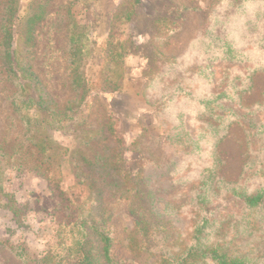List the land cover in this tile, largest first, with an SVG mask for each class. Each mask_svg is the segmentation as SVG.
<instances>
[{
	"label": "rangeland",
	"instance_id": "obj_1",
	"mask_svg": "<svg viewBox=\"0 0 264 264\" xmlns=\"http://www.w3.org/2000/svg\"><path fill=\"white\" fill-rule=\"evenodd\" d=\"M34 2L46 3V14L35 27L32 48L23 50L24 58L29 59L43 92L55 102L65 103L74 94L69 87L64 45L71 32L82 34L78 70L83 76L86 97L71 118L50 130L52 140L68 150L62 158L56 190L32 171L4 170V189L13 195L21 210L14 218L0 206V264H45L47 260H40L46 252H61V247L70 245L68 214L81 205L73 200V195L72 199L71 192L76 181L84 180L88 174L80 161V152L89 157L100 151L99 136H105L106 125L111 126L112 135L118 140L120 160L127 163L120 165L128 167L131 174L137 170L140 157L157 165L167 160L181 146L184 132L194 128L196 132L203 125L201 121L207 120L202 118L201 96L217 86L230 87L234 77L245 74L243 67L259 71L239 105L245 110L253 103H264V0H18V15L26 18ZM120 46L124 55L119 58ZM178 56L182 60L177 65L161 66L164 80H150L157 62L169 63ZM207 56H211L207 64L212 79L196 69L203 68L198 62ZM115 60L118 76L107 70L116 67ZM193 70H197V75L190 77ZM113 80H118L116 90ZM3 85L0 81V135L7 122ZM184 85L192 93L190 97L181 94L179 100L174 99L159 112L146 104V100H164L165 95ZM241 127L233 124L222 131L225 137L216 146L214 134L207 130V135L201 137V146L205 144L200 147L202 151L194 149L190 154H182L175 159L178 161L173 170H151L145 178L159 193L158 187L170 181L174 173L175 178H185V182H177L173 188H184L192 182L196 169L217 156L218 176L236 180L246 159ZM255 144L250 148L254 149ZM96 179L97 183L101 178ZM88 194L90 202L81 205L83 210L91 209L90 203L95 202L92 212L104 214L113 237L111 255L116 262H123L130 257L128 236L137 217L129 215L122 199L115 201L107 196L106 189L99 199L94 190ZM159 206L162 208L161 203ZM180 210V222L174 227L184 230L190 225L194 209L185 204ZM228 210L233 212L235 206ZM159 214L154 213L153 221L158 220ZM146 250L153 251V245L149 243Z\"/></svg>",
	"mask_w": 264,
	"mask_h": 264
},
{
	"label": "trees",
	"instance_id": "obj_2",
	"mask_svg": "<svg viewBox=\"0 0 264 264\" xmlns=\"http://www.w3.org/2000/svg\"><path fill=\"white\" fill-rule=\"evenodd\" d=\"M17 1L0 0V81L4 83L7 106V122L0 135V206L3 205L14 218L21 206H17L13 195L4 189V170L32 171L52 186V190L57 188L62 158L68 150L52 140L50 130L71 118L86 97L83 76L78 70L83 51L82 34L71 32L63 50L74 97L65 103L55 102L43 92L23 51L34 44L35 27L46 14V3L30 4L31 13L23 19L18 15ZM120 47L119 58L124 55L123 47ZM209 59L211 56L201 59L198 64L203 68L196 69L212 79L207 64ZM117 60L113 67L118 66ZM180 60L182 57L178 56L171 58L169 63L157 62L150 80H164L161 66L173 67ZM117 66L107 70L118 76ZM243 68V77L239 73L230 87L217 86L201 96L202 118L207 120L201 121L203 125L196 132L195 128L185 131L181 146L162 164L140 157L136 162L137 170L131 173L133 175L129 174L128 167L120 165L127 163L120 160L118 140L113 137L110 125H106L105 136L102 137L103 133L99 136L98 143L102 142V146L98 153L88 157L86 152H80V161L88 174L84 180L76 181L72 199L83 205L89 200V192L94 190L99 199L106 189L107 196L115 201L123 200L129 215L137 217L134 230L128 236L129 258L123 262L113 259V237L107 219L104 214L92 212L96 208L92 202L91 209L86 212L80 205L68 214L70 245L61 247V252H46L40 261L45 263L47 260L45 264H264V103H253L245 110L239 105L242 95L252 88V77L259 71ZM197 70L191 71L189 76H196ZM201 73L200 77L204 78ZM113 81V90H116L118 80ZM181 94L187 98L192 93L185 85L177 86L163 97L166 100H146V104L159 112L164 105L179 100ZM233 124L242 125L246 144V159L236 180L218 176L220 159L215 156L211 162L196 169L188 186L174 189L175 183H183L185 178H175L173 173L170 181L162 183L158 187L160 192L155 193L154 185L145 178L151 170L168 172L173 170L172 166L178 161L175 159L181 158L182 154H190L194 149L202 151L205 144L201 146V137L207 135V130L214 134L213 146H216L225 137L222 131ZM167 131V138H170V131ZM251 144H255L254 149L250 148ZM96 178L101 179L96 183ZM58 193L64 196L60 191ZM185 204L194 209V215L190 213L193 216L190 225L179 230L174 224L180 222L178 214ZM231 205L235 210L226 211ZM156 212L160 214L158 220L153 221ZM218 212L222 213L215 215ZM225 219L229 220L226 224L223 223ZM149 243L153 245V251L146 250Z\"/></svg>",
	"mask_w": 264,
	"mask_h": 264
}]
</instances>
